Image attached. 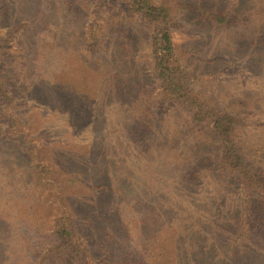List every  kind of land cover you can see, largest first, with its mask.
Listing matches in <instances>:
<instances>
[{
	"label": "rangeland",
	"instance_id": "obj_1",
	"mask_svg": "<svg viewBox=\"0 0 264 264\" xmlns=\"http://www.w3.org/2000/svg\"><path fill=\"white\" fill-rule=\"evenodd\" d=\"M153 1L170 8L166 27L191 88L240 120L233 135L250 153L264 138V0ZM0 11V251L17 252L16 264H142L148 205L175 201L166 171L144 170L134 155V114L153 124L152 140L180 114L152 73L161 26L126 0H0ZM149 175L154 188L164 186L157 197L143 189ZM228 178L212 169L184 185L186 219L198 234L192 256L257 264L264 243L244 244L228 222L254 198ZM66 209L88 247L82 261L54 250ZM168 233L146 264H175Z\"/></svg>",
	"mask_w": 264,
	"mask_h": 264
},
{
	"label": "trees",
	"instance_id": "obj_2",
	"mask_svg": "<svg viewBox=\"0 0 264 264\" xmlns=\"http://www.w3.org/2000/svg\"><path fill=\"white\" fill-rule=\"evenodd\" d=\"M126 2L131 10L161 26L151 44L152 73L161 86L162 97L176 100L180 113L177 120L153 140V124L148 117L144 115L148 124L144 122L139 124L137 119L142 114L139 115L137 112L133 116V122L136 124L133 131L138 128L140 132L136 135L140 149L134 155L143 160L144 170L156 167L166 171V188L174 190L172 195L174 193L173 199H175L170 204L167 200V202L161 201L157 204L154 202L148 205L151 235L148 238V246H143L141 250V263L146 264V259L152 258L150 246H154L155 242L164 244L169 241L171 233L168 232L172 227L175 264H210V262L204 263V254L199 258L192 256L198 234L195 226L194 230L189 228L186 219L188 203L184 198L189 197V189L193 188V181L196 178H208L212 169L225 172L233 185L241 186L250 197L254 198L252 204L241 206L237 214L232 216L235 222L233 220L228 222L235 226L234 229L240 227L242 237L247 241L244 244L253 242L252 245L256 246L257 250L260 249V245L264 243V138L258 146L249 150L250 153H246L243 145L238 144L237 136L233 135V132L239 128L240 120L226 108L216 106L214 100H209L206 104L200 101L198 92L195 93L190 86L187 72L176 54L172 35L166 27L170 16V8L167 5L157 4L153 0H126ZM198 9L200 13L206 15L209 13L207 10L203 11L201 7ZM2 12L0 11V20L5 18ZM215 16H218V20L222 17L220 13H216ZM116 32L123 37L121 31L116 30ZM125 46L130 49L128 45ZM24 74L19 70L20 76L23 77ZM132 106H134L133 101H130L129 107ZM149 108H145L147 115L150 114ZM132 143L135 141L132 140ZM161 181L165 182L164 179ZM187 182L190 185L189 189L184 187ZM153 184V176H146L143 189L145 193H154L153 195L157 197L159 191L155 189H162L164 186L154 188ZM168 212L173 213L171 218H168ZM195 225L201 228L199 224ZM53 234L57 241L54 250L58 256H71L82 261L88 255V247L78 239L73 219L67 209L65 215L57 220ZM181 249L185 252L181 253ZM0 252H5L0 254V264H16L15 261L19 260L15 251ZM178 253L180 258L177 256ZM255 256L256 263L263 264L264 254ZM227 264L235 263L227 262Z\"/></svg>",
	"mask_w": 264,
	"mask_h": 264
}]
</instances>
